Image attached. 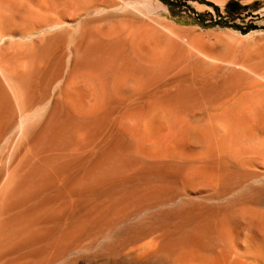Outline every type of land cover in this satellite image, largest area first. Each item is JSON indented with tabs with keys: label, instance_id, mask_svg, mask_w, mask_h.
I'll return each instance as SVG.
<instances>
[{
	"label": "bare ground",
	"instance_id": "obj_1",
	"mask_svg": "<svg viewBox=\"0 0 264 264\" xmlns=\"http://www.w3.org/2000/svg\"><path fill=\"white\" fill-rule=\"evenodd\" d=\"M0 1V264L81 251L83 264H264V213L251 210L250 230L227 222L264 199L261 87L233 90L263 62L231 60L218 77L221 53L204 61L147 18L113 33L88 18L119 0ZM193 73L209 85L190 86ZM239 229L246 250L226 244Z\"/></svg>",
	"mask_w": 264,
	"mask_h": 264
},
{
	"label": "rangeland",
	"instance_id": "obj_2",
	"mask_svg": "<svg viewBox=\"0 0 264 264\" xmlns=\"http://www.w3.org/2000/svg\"><path fill=\"white\" fill-rule=\"evenodd\" d=\"M19 1H23L26 4L25 5L26 8H28V6H29V8H28L29 10H32V9L35 10L38 8L32 0H27V2L28 1L32 2L31 4H30V2L26 3L25 2L26 0H19ZM68 1H70V0H67V2ZM230 1H237L239 4L246 5V6L239 8L238 10H232V7H231V10H227L225 8V6ZM0 2H2V1H0ZM4 3L5 2H3L2 4L0 3V10H1L0 13L3 16H5L4 14H6V13H8V15L11 16V13H10L11 12L10 11L11 10V1H8L7 5H6V3L4 5ZM71 3L72 2L70 1L69 3H66L65 6L69 7L70 5H72ZM119 4L120 5H118L117 7L113 8V9H106L104 7H98L97 8L98 10H97L95 8L94 10L91 11V13H90L91 15H88V18H91L93 20L94 25L98 26V24H99V27L101 28V30H105L106 32H112V33L114 32L113 28L115 29V32L122 31V29H123L122 32H127V31L129 32L130 29H133V27H134V30L137 29L138 26L135 24L134 25L131 24V26H130L127 23L125 25L126 22L124 19L128 16L129 17H131V16L141 17L144 19L147 18V20L150 21V26H151L150 29H151V32L153 35H160L159 33H161V32H162V35H164L166 32L167 34L168 33L171 34L172 37H174V38L179 35V37L188 40V42H190V43H192L191 42V40H192L193 44L199 50V52H197V55L199 53V55L197 57L204 60V61H206L207 59H208L207 61H214V60H216L215 57L217 58V55L219 53H221L222 55L219 54L218 58L221 57L224 60H223V63L221 62L222 61L221 59L218 60L221 62L220 64L222 66L221 70L217 73V75H220L218 77H223V78L227 77V79H228V78H231L232 75H234L235 72L230 69L233 66L229 65V62H228L231 60L241 61L243 63V67L241 65H239V66L237 65V66H238V68L241 67L242 69H244L245 66L247 67L251 64L253 65V64L258 63V62H263L262 65L264 66V0H153L151 4L147 3V1H145V0H119ZM138 5H139V7L136 10L135 6H138ZM33 6H35V8ZM215 6L218 7V10H216ZM8 7H10V8H8ZM30 7H33V8H30ZM4 9L5 10L9 9V10L5 12ZM139 9H140V11L141 10L142 11L138 12ZM3 12H5V13H3ZM125 13H127V14L124 15ZM120 16H121V18H120ZM219 19H225L226 21H228V23H237L241 26H245L247 23L251 22V23H253V27L244 31L240 28L234 27V26L229 25V24L217 23L216 21H218ZM95 20H96V22H95ZM103 23L106 25H104ZM111 23L113 25L115 23H117L118 25L115 24L114 25L115 27H113V25ZM100 24L102 26H100ZM110 25H111V27H110ZM127 25H128V27H125ZM155 31L158 34H156ZM79 34H80L79 30H77L74 33L75 37H77ZM208 52H209V54H208ZM210 52H211V54H210ZM254 53L257 54V57H260L261 59L257 58ZM212 54H213V57H212ZM226 54L227 55L230 54L229 55L230 57L225 56ZM253 54H254V56H253ZM205 55H206V57H209L210 59L206 58ZM210 55H211V57H210ZM249 55H251V57H249ZM193 58H195V57H193ZM227 58H228V60H227ZM260 60H262V61H260ZM227 67H229V68H227ZM221 72H223V76H222ZM232 72H234V73H232ZM193 74H191V76H194V77L190 78V81H189L190 86L194 87L195 82H196L197 86H195L194 88H196V89L198 86H199L198 88H200V87H207L209 85L208 81H205V84H204V80L202 81L200 78H197L196 73H193ZM252 74L253 73H251L250 76H248V78L245 79L243 84L239 83V84H237V86H234L233 90L235 91V89H236V91L239 92L241 90H244L248 84H255L256 83L255 85H258L259 87H261L259 89L261 91L258 92V94H259L258 96L260 97V95H261L262 100L261 99L260 100L264 101V96H263L264 95V92H263L264 86H261L264 84L263 83V81H264V70H262V72L260 73V76H258L259 74L258 75L257 74L252 75ZM260 77H262L263 79ZM196 80H198V81H196ZM203 84H204V86H203ZM240 87L241 88L243 87V88L239 89ZM261 103H263V102H261ZM262 106L264 107V104H262ZM263 112L260 115L256 116L257 128L259 129V131L257 130V132L260 135L258 136L257 135L258 133H256L257 138H256V140L254 139L253 141L254 142H261L263 144V147H264V115H263L264 113ZM258 122H259V124H258ZM259 137L262 140H260ZM263 151H264V148H263ZM237 196H239L240 201H244V199L251 197V195L249 193H244V195L243 194L240 195V193H238ZM240 198H243V199H240ZM260 201L255 202V204H257V206H258L257 208H256L255 204H253V206L251 204L250 205L245 204V206L243 204H242V206H241V204L234 206V208H237V207L238 208L236 210L233 208L234 210L230 211V212H232V214H231V217L227 216L228 217L227 222H229V223L234 222L237 225V227L241 226V228L245 225L246 226L245 228L250 230L248 228L247 224L250 223V220L252 221L251 216H250L251 215L250 212H252L251 210L253 208H255V209L259 210L260 212L264 213V199H262L261 202ZM243 206H244V208H243ZM241 207L243 208V210L241 209ZM244 212H245V214H244ZM248 217H249V220H248ZM217 221H219V222L223 221V216L219 215L217 217ZM238 221H240V222L238 223ZM219 222H217V223H219ZM253 222L257 223V220L256 221L253 220ZM217 225H218V232H220L222 227L220 226V224H217ZM231 227H233L235 229L234 226L231 225ZM125 234H126V229L121 228L118 231L117 236H115L114 238L107 239L106 242L101 243L99 246H97L95 248V250L93 249L92 252L88 251V254H89V252L94 253V254H98V253H101V252L107 250L110 246L114 245V243L119 241ZM234 235L231 236L230 238H227V239L225 238V241H228V242H226V244L228 246H230V245L236 246V247L242 248L243 250H246L248 247H250V244H251V239L249 237L250 235L249 236L247 235V237H246V235L243 234L241 229H239L238 232H236V237ZM245 237H246V239H249L250 242H249V240L245 241V239H244ZM233 238H234V240H233ZM231 240H232V242H230ZM243 240L245 241V243L247 242L246 243L247 245H243V243H244V242H242ZM209 247L210 246L207 247V249H208V250H206L207 253H211L215 250V246L212 249H210L211 247L210 248ZM209 249L211 252L209 251ZM81 252H84V251H81ZM81 252H78L76 254V257H75V254L73 255V257L72 256L69 257V260L67 259L68 261L66 260L64 262V264H83L81 259L85 256V254L87 255V253H85L86 251L84 253H81Z\"/></svg>",
	"mask_w": 264,
	"mask_h": 264
},
{
	"label": "trees",
	"instance_id": "obj_3",
	"mask_svg": "<svg viewBox=\"0 0 264 264\" xmlns=\"http://www.w3.org/2000/svg\"><path fill=\"white\" fill-rule=\"evenodd\" d=\"M244 6H246V5H241L237 1H230V2H228L226 4L225 8L227 10H231V7H232V10H238L239 8H242ZM215 8H216V10H218V7L217 6H215ZM216 22L217 23H220V24H229V25H232L234 27L240 28V29H242L244 31H246V30H248V29H250V28L253 27V23H251V22L250 23H247L245 26H241V25H239L237 23H228V21H226L225 19H219Z\"/></svg>",
	"mask_w": 264,
	"mask_h": 264
}]
</instances>
